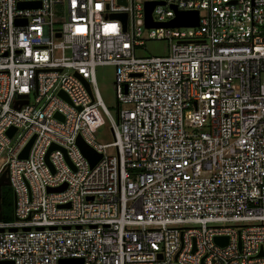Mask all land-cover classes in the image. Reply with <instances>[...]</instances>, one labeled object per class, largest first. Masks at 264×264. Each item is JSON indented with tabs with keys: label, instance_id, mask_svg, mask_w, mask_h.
Returning <instances> with one entry per match:
<instances>
[{
	"label": "built area",
	"instance_id": "2783aa9c",
	"mask_svg": "<svg viewBox=\"0 0 264 264\" xmlns=\"http://www.w3.org/2000/svg\"><path fill=\"white\" fill-rule=\"evenodd\" d=\"M119 1L0 0V175L16 198L0 262L264 264V0ZM146 3L155 24L175 7L198 27L148 29ZM151 40L169 54L138 56ZM78 137L102 155L93 168Z\"/></svg>",
	"mask_w": 264,
	"mask_h": 264
},
{
	"label": "water",
	"instance_id": "95a60500",
	"mask_svg": "<svg viewBox=\"0 0 264 264\" xmlns=\"http://www.w3.org/2000/svg\"><path fill=\"white\" fill-rule=\"evenodd\" d=\"M120 3L125 4V0H120ZM157 4L155 3H146L145 4V8H144V13H145V27L146 28H156V27H160V26H165V27H170V28H196L198 27V22H199V14L197 11H193V12H187V11H177L175 9V7L173 8L175 10V18L172 19L170 22L166 23V24H162V25H158L152 22V11L154 9V7ZM160 5H164V4H160ZM33 6V4H24L22 5V7H31ZM114 19H119L120 21H122L124 28H125V22H126V15L125 14H119V15H114L113 16ZM86 89L87 91L90 93L89 90V86L86 84ZM59 96L62 97L65 101H68L67 96L62 93L59 92ZM58 117V115H57ZM15 129H10L8 131V136L11 137L14 133ZM34 141V138H32L29 143L26 145V147L24 148V150L22 151V153L19 156V159H27L28 157V153L30 151L31 145ZM76 145L79 148L81 154L84 156V158L89 162L90 164V168H93L102 158V155L95 152L92 148H90L88 145H86L83 140L78 137L77 141H76ZM55 149H59V147L52 145L50 147V149L48 150V153L46 155V162H48V154L55 150ZM63 153H65L63 151ZM3 187H10V183L7 177V171L5 170L4 172H2V174L0 175V195H1V188ZM13 201H14V208H15V195L13 196ZM1 208V206H0ZM1 213H0V221H1ZM226 240L227 239H222V238H216L215 242L218 245H224L226 244ZM262 255V254H260ZM0 264H13L12 262H0ZM60 264H84L82 259H67V260H63L60 262Z\"/></svg>",
	"mask_w": 264,
	"mask_h": 264
},
{
	"label": "rangeland",
	"instance_id": "374dc122",
	"mask_svg": "<svg viewBox=\"0 0 264 264\" xmlns=\"http://www.w3.org/2000/svg\"><path fill=\"white\" fill-rule=\"evenodd\" d=\"M65 20L64 13L62 14V17L55 18V22L58 25H61V23ZM169 43L167 41H158V40H151L146 43L145 49L146 51H142L140 53H137L138 56H155V57H164L169 54ZM95 74V84L98 91V94L100 96V99L104 106L106 107L109 114L116 119L117 114V101H116V89H115V70L112 66H96L94 69ZM105 124L104 126L98 131V134L96 136V140L100 144H108L113 142V136L111 133V122L110 119L107 116H102ZM113 150H109V153H112ZM8 154L5 152L0 157V169L3 167V165L7 161ZM11 188V187H9ZM12 190V188H11ZM13 191V190H12ZM11 191V193H12ZM13 193H12V201H11V207H9L8 204H6L5 208H8L13 212L14 210V201H13Z\"/></svg>",
	"mask_w": 264,
	"mask_h": 264
},
{
	"label": "trees",
	"instance_id": "16d2710c",
	"mask_svg": "<svg viewBox=\"0 0 264 264\" xmlns=\"http://www.w3.org/2000/svg\"><path fill=\"white\" fill-rule=\"evenodd\" d=\"M11 188L9 187H3L1 188V195H0V213H1V218L2 221L8 222L12 221L14 219V210L13 212L9 210L8 208H5L6 204L11 207V201H12V193H11ZM14 195V193H13Z\"/></svg>",
	"mask_w": 264,
	"mask_h": 264
}]
</instances>
